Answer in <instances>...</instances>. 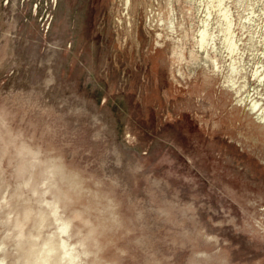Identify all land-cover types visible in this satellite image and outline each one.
<instances>
[{"label": "rangeland", "instance_id": "374dc122", "mask_svg": "<svg viewBox=\"0 0 264 264\" xmlns=\"http://www.w3.org/2000/svg\"><path fill=\"white\" fill-rule=\"evenodd\" d=\"M76 263L264 264V0H0V264Z\"/></svg>", "mask_w": 264, "mask_h": 264}, {"label": "bare ground", "instance_id": "6f19581e", "mask_svg": "<svg viewBox=\"0 0 264 264\" xmlns=\"http://www.w3.org/2000/svg\"><path fill=\"white\" fill-rule=\"evenodd\" d=\"M254 107H255V106H254ZM258 115H259V116L261 115V116H260V119L263 118V115H262L261 113H259ZM255 119H256V118H255ZM42 160H43V159H42ZM40 161H41V160H40ZM37 163H38V162H37ZM46 173H47V172H46ZM50 174H51V173H50ZM48 175H49V174H48ZM43 177H44V176H43ZM50 177H51V175H50ZM50 177H49V178H50ZM48 181H49V180H48ZM53 184H54V183H52V185H53ZM54 186H55V185H54ZM46 187H47V186H46ZM42 188H43V187H42ZM43 189H44V188H43ZM43 189H42V190H43ZM45 189H46V188H45ZM39 190H40V189H39ZM47 190H48V189H47ZM36 192H37V191H36ZM36 194H37V193H36ZM43 195H46V194H43ZM51 195H52V194H51ZM51 195H50V196H51ZM54 196L56 197V195H54ZM51 198H52V197H51ZM51 198H50V199H51ZM50 199H48V200H50ZM50 202H51V201H50ZM52 202H53V201H52ZM56 202H57V200H56ZM54 204H55V203H54ZM56 204H57V203H56ZM47 206H48V204H47ZM54 207H55V206H53V208H54ZM61 207H62V206H61ZM62 208H63V207H62ZM59 209H60V208H59ZM45 210H46V209H45ZM55 210H56V209H55ZM46 211H47V210H46ZM46 211H45V212H46ZM42 212H43V211H42ZM45 212H44V214H45ZM62 212H63V211H62ZM55 213H57V210H56ZM55 213H54V214H55ZM75 213H76V212H75ZM38 214H39V213H38ZM44 214H42V216H43ZM63 214H64V213H63ZM76 214H78V213H76ZM48 215H49V213H48ZM58 215H60V213H59ZM76 216H77V215H76ZM46 217H47V216H46ZM50 217H52V216H50ZM71 217H73V214H72ZM47 218H48V217H47ZM64 218H65V216H64ZM76 218H79V215H78V217H76ZM48 219H49V218H48ZM57 219H58V218H57ZM57 219H56V220H57ZM50 220H51V219H50ZM73 220H74V219H73ZM41 221H42V218H41ZM85 221H86V220H85ZM88 221H89V220H88ZM54 222H55V221H54ZM57 222H58V221H57ZM67 222H69V221H67ZM70 222H72V220H71ZM50 223H51V222H50ZM87 223H88V222H87ZM49 226H51V225H49ZM63 227H64V226H63ZM63 227H62V228H63ZM68 227H69V225H68ZM47 228H48V227H47ZM58 229H59V228H58ZM66 231H67V230H66ZM57 233H58V232H57ZM57 233H56V234H57ZM74 233H75V232H74ZM48 234H49V233H48ZM50 234H51V233H50ZM50 234H49V235H50ZM58 234H59V233H58ZM62 234H63V233H62ZM64 236H65V235H64ZM59 237H60V236H59ZM45 238H46V237H45ZM76 241H77V240H76ZM62 242H63V241H62ZM78 242H79V241H78ZM80 242H81V241H80ZM76 245H77V244H76ZM76 245H75V246H76ZM78 245H79V247H80L82 244H81V245L78 244ZM70 249H71V248H70ZM46 251H47V250H46ZM84 251H85V250H84ZM66 252H67V251H66ZM71 254H72V253H71ZM69 257H71V256H69ZM67 258H68V257H67ZM67 258H65V259H67ZM69 259H70V258H69ZM68 261H69V260H68ZM65 262H67V261L65 260ZM69 262H70V261H69ZM76 264H77V263H76Z\"/></svg>", "mask_w": 264, "mask_h": 264}]
</instances>
